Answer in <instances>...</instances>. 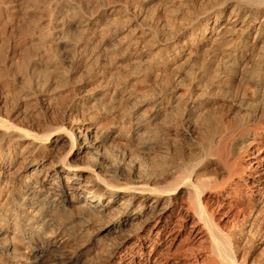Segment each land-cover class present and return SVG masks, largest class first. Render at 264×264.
<instances>
[{"label": "bare ground", "instance_id": "obj_1", "mask_svg": "<svg viewBox=\"0 0 264 264\" xmlns=\"http://www.w3.org/2000/svg\"><path fill=\"white\" fill-rule=\"evenodd\" d=\"M188 217L189 264H264V0H0V264H139Z\"/></svg>", "mask_w": 264, "mask_h": 264}, {"label": "rangeland", "instance_id": "obj_2", "mask_svg": "<svg viewBox=\"0 0 264 264\" xmlns=\"http://www.w3.org/2000/svg\"><path fill=\"white\" fill-rule=\"evenodd\" d=\"M217 200L218 198H210L208 210L213 212L215 222L219 227L225 232H228L239 222L243 212L241 207L237 205L232 206L231 208H216ZM174 219L176 220L177 218ZM192 220V217H188L182 222V231L177 230V224L171 225V229L163 233L159 242H157V238H155V242L153 240L146 241V247L142 248L143 255L136 259L139 261V264H189L192 258H195L199 262L203 261L208 252V239L203 238L197 240L193 238V235H188L189 226L192 223ZM153 223L154 222H150L144 228L143 233L152 234ZM153 237L154 234L150 235L151 239H153ZM134 241L135 237L132 236L128 239L125 245H127L128 248L136 246ZM151 243L153 244V247L151 246ZM125 245L118 249L106 264H122L123 262L119 259V254L124 251V248H126V250L128 249ZM93 254V252H90L88 256H93ZM184 255H186L187 258H183L182 256Z\"/></svg>", "mask_w": 264, "mask_h": 264}]
</instances>
